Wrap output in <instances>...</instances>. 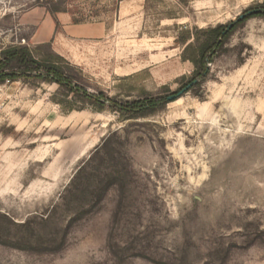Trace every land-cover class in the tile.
<instances>
[{
    "label": "rangeland",
    "instance_id": "rangeland-1",
    "mask_svg": "<svg viewBox=\"0 0 264 264\" xmlns=\"http://www.w3.org/2000/svg\"><path fill=\"white\" fill-rule=\"evenodd\" d=\"M254 8L194 76L183 57L201 29ZM71 12L105 33H60ZM0 43L54 51L109 99L98 111L56 83H0V264H264V0H0ZM195 78L143 116L113 106Z\"/></svg>",
    "mask_w": 264,
    "mask_h": 264
},
{
    "label": "trees",
    "instance_id": "trees-1",
    "mask_svg": "<svg viewBox=\"0 0 264 264\" xmlns=\"http://www.w3.org/2000/svg\"><path fill=\"white\" fill-rule=\"evenodd\" d=\"M46 11L53 17L55 13L67 12V8L63 6L61 2H59L53 3L51 7H46ZM70 16L72 22L76 24L88 21L84 18H78L75 12H71ZM251 16H254V14L248 15L238 22L244 21ZM236 24L237 23H235L229 29H227L226 25L221 24H218L214 27L201 29L202 33H206V38L200 42H197V46L195 47L192 56L183 57L184 60H189L194 64L196 68V75L194 76H205L209 70L208 66H206V63L212 61L214 55L217 53L218 48L221 46L222 41L228 36ZM39 46L35 47V49H31L27 46L18 44L0 48V83L18 80L28 82L30 79H36L37 82L56 83L58 87L65 89L66 92L74 93L75 95L79 96V98L90 107H95V109L97 108L98 111L101 110V108L98 106V102H108L109 99L107 97L104 98L94 95L85 88L75 85L77 82L76 76L72 73L74 67L71 66V64L66 59L56 54L54 51H49L43 54L41 57H37L34 54V51L39 50ZM191 47L192 45H187L185 50H189ZM58 61H60L62 65L59 64ZM165 98L162 100L148 99L147 101H144V99H138L131 102H126L124 105L113 106L118 107L120 111L128 115L136 112L138 116H143L149 113L151 108H155L160 104H166L163 102ZM59 103L62 104L61 102ZM89 161L90 157L86 162L83 163L81 167H79L74 175L75 178L82 171V169H84L85 164ZM70 187L71 186H69V190H67L68 192H70ZM93 194L94 192L89 191L86 187L81 189L75 188L73 190V197L76 199L77 203L81 202L83 198H87Z\"/></svg>",
    "mask_w": 264,
    "mask_h": 264
},
{
    "label": "crops",
    "instance_id": "crops-1",
    "mask_svg": "<svg viewBox=\"0 0 264 264\" xmlns=\"http://www.w3.org/2000/svg\"><path fill=\"white\" fill-rule=\"evenodd\" d=\"M61 16V17H60ZM57 20L59 21L61 25V32L62 34L68 35L70 38L75 39H84V38H96L100 37L101 34H104L106 31V27L102 25L100 22L96 23H73L71 20V17L67 15L66 13H60V15H56ZM53 17L48 14L47 17V24L49 25V28H52L53 31V25H54ZM35 37H38V44H41L42 42H47L49 39H51V34L48 38H46V35L44 36V33H42L41 29L37 32V34L34 35ZM44 36V37H43Z\"/></svg>",
    "mask_w": 264,
    "mask_h": 264
},
{
    "label": "water",
    "instance_id": "water-1",
    "mask_svg": "<svg viewBox=\"0 0 264 264\" xmlns=\"http://www.w3.org/2000/svg\"><path fill=\"white\" fill-rule=\"evenodd\" d=\"M259 12H260L259 9H248V10L242 12L232 22H230L227 25V29L231 28L235 23H237L238 21L244 19L246 16L253 15V14H257ZM197 81H198L197 79H194V80L190 81L184 87H182L181 89H179L176 93L171 94V95H168L163 102L168 103L170 101H174L175 99L179 98L180 95H182L188 89H190Z\"/></svg>",
    "mask_w": 264,
    "mask_h": 264
},
{
    "label": "built area",
    "instance_id": "built-area-1",
    "mask_svg": "<svg viewBox=\"0 0 264 264\" xmlns=\"http://www.w3.org/2000/svg\"><path fill=\"white\" fill-rule=\"evenodd\" d=\"M3 47V45L0 43V48H2Z\"/></svg>",
    "mask_w": 264,
    "mask_h": 264
},
{
    "label": "flooded vegetation",
    "instance_id": "flooded-vegetation-1",
    "mask_svg": "<svg viewBox=\"0 0 264 264\" xmlns=\"http://www.w3.org/2000/svg\"><path fill=\"white\" fill-rule=\"evenodd\" d=\"M254 9H259V8H254ZM260 10V9H259Z\"/></svg>",
    "mask_w": 264,
    "mask_h": 264
}]
</instances>
